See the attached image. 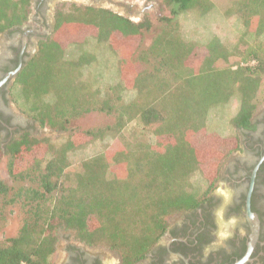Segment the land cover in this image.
Returning <instances> with one entry per match:
<instances>
[{"label": "trees", "instance_id": "1", "mask_svg": "<svg viewBox=\"0 0 264 264\" xmlns=\"http://www.w3.org/2000/svg\"><path fill=\"white\" fill-rule=\"evenodd\" d=\"M232 1L242 24L238 41L229 48L214 35L198 59L200 43L182 36L179 17L191 10L206 14L213 0H162L169 13L156 23L101 7L58 5L54 33L40 42L11 92L22 112L63 140L27 131L3 147L0 135L8 171L7 179L0 176V197L24 207L26 215L0 245V264H53L61 231L118 253L121 264H137L167 230L170 216L197 207L216 186L240 137L211 133L199 141L210 110L238 95L231 124L252 128L264 95V0ZM31 11L32 0H0V33L27 21ZM84 31H90L87 40H78ZM150 32L149 45L134 43ZM90 38L111 42L118 60L117 79L105 90L92 87L86 76L97 60L86 48ZM233 56L236 64H226ZM129 92L133 98L123 100ZM94 111L113 122L87 126L82 120ZM136 121L154 139H130L124 130ZM104 138L112 139L109 149L70 171L72 153Z\"/></svg>", "mask_w": 264, "mask_h": 264}, {"label": "flooded vegetation", "instance_id": "2", "mask_svg": "<svg viewBox=\"0 0 264 264\" xmlns=\"http://www.w3.org/2000/svg\"><path fill=\"white\" fill-rule=\"evenodd\" d=\"M67 2L120 13L99 5L105 0H32L28 20L0 33V132L8 137L3 147L13 137L37 130L33 119L26 128L11 91L40 42L54 33L58 5ZM120 14L131 18L129 12ZM251 121L252 128L236 129L240 146L224 161L216 186L197 207L170 216L167 230L137 264H264V112H255ZM55 257L53 264H121L118 253L85 245L73 231L60 232Z\"/></svg>", "mask_w": 264, "mask_h": 264}, {"label": "rangeland", "instance_id": "3", "mask_svg": "<svg viewBox=\"0 0 264 264\" xmlns=\"http://www.w3.org/2000/svg\"><path fill=\"white\" fill-rule=\"evenodd\" d=\"M77 2H96L99 3L100 0H76ZM215 7L206 14L201 13L199 10H191L186 13H183L179 17L180 24V33L189 41H194L200 43L197 48V52L194 58H200L206 54L205 44L212 36H218L222 42L229 48H233L242 30V24L236 13L231 10L233 1L232 0H213ZM105 4L102 2L99 5H105L113 7L116 11L120 13H127L135 21H140L145 17L151 18L155 21L157 18H163L169 13L166 5L162 0H105ZM124 3V5L122 4ZM67 6L70 5V2L66 3ZM130 6V7H129ZM132 6V7H131ZM157 26V25H156ZM157 32L159 30H156ZM90 31H84L80 34L78 40H87L90 34ZM154 37V33H148L145 38H138L134 43L139 46L149 45ZM98 43L94 39H89L86 44V48L90 49L94 54L97 55V60L86 70L87 78H90V83L92 87L100 88L105 90L109 84L113 83L117 79L118 75V60L114 53L111 52L110 46L112 44ZM110 45V46H109ZM139 51H137V54ZM239 60V57L233 56L230 58L229 62L226 64H236ZM196 62V61H195ZM95 79L97 81H95ZM134 93L129 92L125 94L123 100H130L133 98ZM13 104L16 106L17 111L25 120L24 124L26 128L31 127L32 125L26 121H33L26 113L22 112L18 108L15 101L12 99ZM239 97L234 95L232 99L225 104H218L214 106L210 111V118L208 120V127L203 133L198 134L197 139L199 141H204L206 138L205 135L215 133L221 137H233L237 130L232 126L231 120L233 116L239 110ZM258 105L256 109V114H261L264 112V95H261L258 99ZM82 122L87 126L91 127H103L109 125L113 122V118L106 116L100 111H94L88 114ZM36 132L32 129L33 134L37 137H49L53 142L59 143L63 140V136L53 131L47 127H42L38 122L35 123ZM30 129V128H29ZM1 131V130H0ZM31 132V130H28ZM124 133L131 139L138 136H142L144 139H149L154 136L150 131L143 130L138 121L130 124L125 130ZM2 144L4 139L0 132ZM112 139L108 138L105 140L101 139L99 141L89 143L84 147L80 148L76 152L72 153V166L70 171H77L81 165V162L87 157L94 155L99 152H103L110 148ZM1 144V143H0ZM1 144V145H2ZM5 147V146H4ZM2 158V159H1ZM1 161L4 160V157H1ZM22 166L26 165V161H21ZM0 176L2 178H8V171L6 169L5 160L0 164ZM25 208L21 205H10L5 203L4 199L0 197V245L4 241L15 235L18 228L23 223L25 218ZM103 247V246H102ZM107 250V249H106ZM109 251V250H107ZM111 252V251H109ZM56 259L55 254L52 261Z\"/></svg>", "mask_w": 264, "mask_h": 264}, {"label": "water", "instance_id": "4", "mask_svg": "<svg viewBox=\"0 0 264 264\" xmlns=\"http://www.w3.org/2000/svg\"><path fill=\"white\" fill-rule=\"evenodd\" d=\"M20 67L16 70V71H14L11 75H16L19 71H20Z\"/></svg>", "mask_w": 264, "mask_h": 264}, {"label": "built area", "instance_id": "5", "mask_svg": "<svg viewBox=\"0 0 264 264\" xmlns=\"http://www.w3.org/2000/svg\"><path fill=\"white\" fill-rule=\"evenodd\" d=\"M21 264H26L25 262H22Z\"/></svg>", "mask_w": 264, "mask_h": 264}]
</instances>
